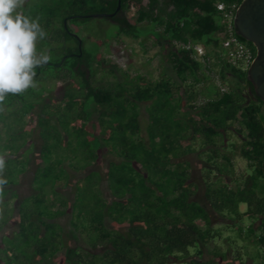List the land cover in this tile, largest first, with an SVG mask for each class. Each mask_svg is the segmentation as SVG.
Returning a JSON list of instances; mask_svg holds the SVG:
<instances>
[{
    "label": "trees",
    "instance_id": "obj_1",
    "mask_svg": "<svg viewBox=\"0 0 264 264\" xmlns=\"http://www.w3.org/2000/svg\"><path fill=\"white\" fill-rule=\"evenodd\" d=\"M117 2L68 0L67 4L76 9L73 12H88L112 10ZM218 2L223 9L217 8ZM239 2L119 0L123 13L109 20L115 29L106 38L149 34L175 78L150 81L125 73L122 80L100 83L94 77L103 57L95 61L81 39L63 26L52 35L51 40L63 42L65 52L43 65L61 67L62 89L58 96L51 93L54 104L59 102L55 114L45 111L44 104L40 108L29 104L23 116L29 125L27 139H38L39 160L29 170L32 191L16 206L13 203L14 234L24 250L35 249L36 259L20 257L17 264H52L45 259L60 249L62 264H220L237 238L259 242L255 230L264 225V102L254 93L246 68L232 64L222 45L227 36L224 12ZM142 22L148 25L146 31L139 25ZM230 24L254 56V45L236 32L232 20ZM197 46L203 48L200 54ZM214 67L220 84L226 85L223 88L209 75ZM114 70L110 65L108 71ZM71 74L76 79L69 78ZM227 75L233 81L228 82ZM60 123L72 127V136H81L77 142L88 152L83 165L73 162L69 168L81 170L105 157L102 170L89 169L72 179L63 159L44 151L49 150L47 141L58 146L71 142L72 137L58 130ZM229 127L241 135L232 147L237 145L246 162L245 174L231 176L227 142L217 140L220 134L227 135ZM89 135L98 139L90 142ZM196 139L202 165L200 176L193 178L191 164L183 156L196 149ZM23 143L14 147L18 172L28 168L29 157L16 155ZM46 181L52 189L47 195L41 188ZM67 185L71 193H61L59 189ZM240 202L245 209L239 208ZM67 211L70 228L64 230L56 218ZM216 216L223 218L219 223L224 227L215 225ZM243 217L249 219L247 224ZM222 228L231 233L222 237ZM79 235L81 243L66 244L65 237ZM232 258L240 259V254Z\"/></svg>",
    "mask_w": 264,
    "mask_h": 264
},
{
    "label": "rangeland",
    "instance_id": "obj_2",
    "mask_svg": "<svg viewBox=\"0 0 264 264\" xmlns=\"http://www.w3.org/2000/svg\"><path fill=\"white\" fill-rule=\"evenodd\" d=\"M67 1L68 0H26L25 4L18 8V11L22 12L24 15L33 19H37L41 28L47 34L44 39L37 41L38 56L48 55L50 57L49 60H53L64 54L65 48L63 47V42L61 40L54 39L55 41H58L55 42L50 38H52V35L62 30V17L66 14L73 13V10H76L69 8ZM127 16L130 17L129 11H127ZM80 23H82L83 27L87 30L86 33L76 34L77 37L81 39L84 49L90 51L93 54L95 61L100 60L101 57L104 59L102 62H100V65L98 66L95 73L94 78L96 81H99L100 83H106L118 78L122 80L125 76V73L127 74L128 78L134 77L135 75H141L150 81L159 79L162 76H170L175 78L169 67H166L167 63L163 53L160 51L159 45L153 43V37L149 34L145 38L139 36L138 38L134 39L120 34L117 37H110L107 39L106 36L113 33L115 24L106 18H91ZM139 25L142 26L144 31L147 30L148 25H145L144 22L140 23ZM71 41L74 45L75 42L73 40ZM97 41H99V43H97ZM49 42L51 44H49ZM199 48L203 51L201 46H199ZM110 65H115L116 67V70H114L112 73L108 71ZM61 70V67L42 65L40 67L39 73L34 77L33 86L19 94L8 93L5 95L4 100L0 101V159H3L4 161L3 168H0V178L7 180L5 185L0 186V263L3 262L5 264H17L22 258L27 259L30 257L31 259H36L34 254L35 249L26 248V250H24L18 241V234H14L17 219V209L15 207L16 203L22 195L32 191L30 181L33 176L29 170H32L36 161L39 160L38 139L31 138L33 141H29V139H27V128L29 125L25 124V119H23V116L26 112L25 110L29 108V104H32L37 108L42 107L44 104L47 108L51 107L50 110L46 108L45 111L53 114L56 113L53 111L54 106H59L57 105L59 102L54 104V99H52L51 93L54 92L53 95L57 96L60 94L62 89L60 81L62 78H59L58 75ZM209 75L217 84L221 85L222 88L226 86L225 84H220L217 67H214L211 71H209ZM69 78L74 80L76 79V75L71 74V77ZM226 79L228 82L233 81V77L230 75H227ZM200 100L202 99L199 98V101ZM139 108L142 111V105ZM59 110H62V112L66 113L62 105H60ZM64 126L65 124H58V130L61 131V133H66L69 138L72 137L69 145L58 146L56 143L47 141L49 150L44 151H50L49 154L52 156L57 155L63 159V162H65L63 164H65L64 167L66 169L69 168V163L72 164L73 162L78 163L81 166V164H84L85 159H88L84 158V156H86L88 153L86 152L87 149L81 148L77 142L81 136H72V134H70L72 127L68 125L65 126L64 129ZM48 136L50 137V134H47L46 138H48ZM87 138L90 142L98 139L97 135H89ZM217 138L220 144H224L225 141L227 142V149H225V151L229 153L232 160L233 171L231 176L245 174L247 171L246 162L239 155L237 145L232 147L235 142L239 144L241 135L237 134L232 127H229L227 129V135L220 134ZM22 142L24 143L19 147L16 155L23 157L24 154H26L27 157H29V162L28 168L26 166L22 172H18L15 163L16 161H14V147L15 145H19ZM193 144L196 148V151L193 150L186 153L183 158L187 159L191 164V177L194 178L200 176V166L202 165V161L197 156V152L200 150L199 139L194 140ZM203 156H205V154H203ZM106 159L105 157H102L101 160L103 164L100 160H96L90 164H87L81 170H73L72 168H69L68 170L71 174V177H73L72 179H76L77 177L82 176L89 169L102 170L105 167L104 161H106ZM213 173V171L210 173L211 177H213ZM224 178L229 179L227 177ZM14 180H16L15 185ZM48 183L50 182L46 181L41 185V188L43 189V192L46 193V195L50 194L49 192H52V189H50L51 187ZM70 187L71 185H67L66 187H63L59 190L63 194H70ZM14 191L18 196H14ZM106 196L107 195H105V197ZM13 203L15 205L14 208ZM31 208H34V204H32ZM239 208L242 210L245 209L246 204L240 202ZM68 212L69 211H67L66 214L56 218V220L62 224L64 230L70 228L68 223ZM33 219L34 221H37L36 217ZM212 220L215 222V225L224 227L223 223H219V221H222L223 218L216 216L213 217ZM248 221L249 219L247 217H243V224H247ZM256 222L257 221H255V223ZM256 231L258 233L259 230L256 229L255 232ZM229 233L231 232L225 228H222V237ZM61 236H59V238H61ZM222 237H220L218 241L219 243L222 242L221 244L224 247L225 244L223 243ZM65 238L66 244L68 245H73L76 242L81 243L80 235L77 237V239L72 237ZM7 247H11L12 251L11 249H8L7 251ZM14 250L15 253L18 254L17 258L14 257ZM237 252L240 254V259L232 258V255H235ZM62 254L63 249H60L52 257L46 258L45 261H50L52 264H62ZM204 255L206 256V254ZM259 261L260 248L258 242L247 243L246 241L237 238L235 243L231 244V250L228 252L226 259L220 260V264H257ZM171 264L183 263L172 262Z\"/></svg>",
    "mask_w": 264,
    "mask_h": 264
},
{
    "label": "clouds",
    "instance_id": "obj_3",
    "mask_svg": "<svg viewBox=\"0 0 264 264\" xmlns=\"http://www.w3.org/2000/svg\"><path fill=\"white\" fill-rule=\"evenodd\" d=\"M20 4L21 0H0V101L8 93L19 94L33 86L35 69L50 59L37 55V41L47 34L37 19L17 10ZM6 183L0 178V186Z\"/></svg>",
    "mask_w": 264,
    "mask_h": 264
},
{
    "label": "water",
    "instance_id": "obj_4",
    "mask_svg": "<svg viewBox=\"0 0 264 264\" xmlns=\"http://www.w3.org/2000/svg\"><path fill=\"white\" fill-rule=\"evenodd\" d=\"M232 22L236 32L255 47V54L246 68V77L254 93L264 102V0H240Z\"/></svg>",
    "mask_w": 264,
    "mask_h": 264
},
{
    "label": "built area",
    "instance_id": "obj_5",
    "mask_svg": "<svg viewBox=\"0 0 264 264\" xmlns=\"http://www.w3.org/2000/svg\"><path fill=\"white\" fill-rule=\"evenodd\" d=\"M218 9H223V4L218 2L216 4ZM237 6L231 5L224 15L227 18V36L222 40V45L227 49L229 61L232 64L241 68H247L249 62L253 58L250 47L234 34L231 26V20ZM198 54L202 52L199 46L196 47ZM259 248H260V261L257 264H264V225L258 231Z\"/></svg>",
    "mask_w": 264,
    "mask_h": 264
},
{
    "label": "flooded vegetation",
    "instance_id": "obj_6",
    "mask_svg": "<svg viewBox=\"0 0 264 264\" xmlns=\"http://www.w3.org/2000/svg\"><path fill=\"white\" fill-rule=\"evenodd\" d=\"M25 2H26V0H21L20 6L24 5ZM109 13H111V14H109ZM122 13H123V11L119 9V5H118V7L116 5L115 8H113L112 10H109V11L73 12V13L66 14L62 17V26L64 28H67L68 32L71 34H74V35H76L78 33H86L87 30L83 27L82 23L72 22L71 19H73V18H76V19L89 18V19H91V18L103 17V18H106L107 20H112L113 15L119 16ZM48 62H50V61L48 60ZM58 82H59V80H58Z\"/></svg>",
    "mask_w": 264,
    "mask_h": 264
}]
</instances>
